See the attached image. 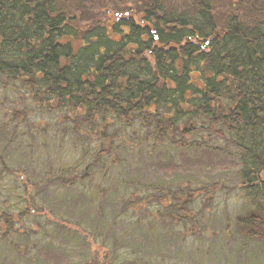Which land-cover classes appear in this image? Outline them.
Wrapping results in <instances>:
<instances>
[{
  "label": "trees",
  "instance_id": "16d2710c",
  "mask_svg": "<svg viewBox=\"0 0 264 264\" xmlns=\"http://www.w3.org/2000/svg\"><path fill=\"white\" fill-rule=\"evenodd\" d=\"M0 90L106 130L138 129L142 144L182 156L205 136L223 138L251 206L235 218L236 234L264 241V0H101L87 19L61 0H0ZM10 136L0 126V141ZM155 185L162 198L180 199L172 221L190 218L189 203L209 190ZM92 199L104 212L101 198Z\"/></svg>",
  "mask_w": 264,
  "mask_h": 264
},
{
  "label": "rangeland",
  "instance_id": "374dc122",
  "mask_svg": "<svg viewBox=\"0 0 264 264\" xmlns=\"http://www.w3.org/2000/svg\"><path fill=\"white\" fill-rule=\"evenodd\" d=\"M100 1L61 4L87 19ZM18 93L0 90V126L11 135L0 141V264H264V241L236 234L235 218L251 206L223 138L205 136L182 156L152 140L142 144L138 129L106 130L99 120L40 109ZM89 164V177L79 179ZM158 182L171 192L185 184L209 190L189 203L190 218L172 221L168 213H181L180 199L162 198ZM94 195L104 212L93 209ZM128 202L135 204L121 216Z\"/></svg>",
  "mask_w": 264,
  "mask_h": 264
}]
</instances>
